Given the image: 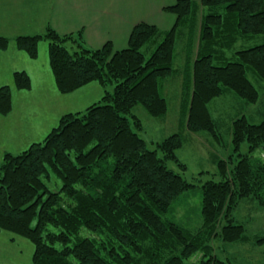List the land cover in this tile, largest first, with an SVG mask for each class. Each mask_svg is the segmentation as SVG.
Listing matches in <instances>:
<instances>
[{
    "label": "trees",
    "instance_id": "1",
    "mask_svg": "<svg viewBox=\"0 0 264 264\" xmlns=\"http://www.w3.org/2000/svg\"><path fill=\"white\" fill-rule=\"evenodd\" d=\"M202 9L198 27L195 20ZM163 10L176 17L169 30L138 23L122 50H115L112 42L90 49L81 32L62 35L52 27L14 39L32 60L39 56L40 42L48 41L49 66L61 94L93 82L104 90L99 103L63 115L42 142L3 156L0 230L33 244L32 264H231L213 255L212 239L250 241L245 226L234 222L233 212L247 200L264 209V154L254 155L264 150V92L249 78L253 74L264 89V42L234 52L235 61L225 56L239 38L264 35V0H177ZM182 26L189 53L183 73L186 129L219 142L209 104L227 92L262 117L254 123L253 113L241 114L232 121L229 136L238 159L215 158L221 180L202 186V225L195 231L168 217L174 201L194 187L167 165L174 162L187 171L177 155L183 136L173 134L158 143V150H150L138 134L142 122L132 114L141 105L153 117L166 116L163 86L176 72ZM11 42L0 36V51ZM153 44L147 57L143 48ZM13 79L18 90L32 87L25 71L15 72ZM12 109V89L2 86L0 115ZM245 143L248 152L242 154ZM51 172L62 181L58 192L44 182ZM222 220L226 222L217 231ZM261 241L264 238L257 237L256 242ZM199 253L200 261L188 262Z\"/></svg>",
    "mask_w": 264,
    "mask_h": 264
},
{
    "label": "rangeland",
    "instance_id": "2",
    "mask_svg": "<svg viewBox=\"0 0 264 264\" xmlns=\"http://www.w3.org/2000/svg\"><path fill=\"white\" fill-rule=\"evenodd\" d=\"M206 13L207 10H205L204 14ZM156 14L157 13L153 12L152 15ZM202 14L203 9L202 11H199V14L196 17L195 26H197V23L198 27L200 26ZM174 19H176V17L173 14L164 12L154 16V18L151 19V22H154V25L157 27L159 26L158 28L161 30H169L174 23ZM184 28L185 26H182L176 40L174 63L176 72L164 81L163 96L168 103V112L166 116L160 118L153 117L141 105H137L133 109L132 114L141 120L143 127L138 131V134L145 140L147 147L150 150H158V143L173 134L180 133L183 136L184 145L177 152V155L180 161L187 165V171L180 170L174 162H169L167 165L170 169L183 176L189 183L193 184L194 187L181 194L174 201L168 217L172 218L177 223L182 224L186 228L195 231L202 225V186L210 180H221L217 173L215 158L227 159L230 158V155H233L232 157L235 161L238 159V156L233 154L231 137L229 136L232 121L241 114L250 116L253 113L255 115V108L244 105L243 100L238 96L232 92H227L223 96L214 99L209 104L210 112L218 124L217 129L220 135L219 142L207 133H191L186 129V114L183 106L185 100L187 101L188 98H185L183 93V81H185L183 73L186 65V56L189 53L186 47L187 35H182L185 30ZM263 42L264 35L239 38L234 44L233 49L226 52V61L236 60L234 52L252 48ZM195 43L197 45L196 36L194 38V45ZM68 47L73 51L70 44ZM155 47L156 44L148 45L143 48V52L149 57ZM39 51H41V57H43L46 52L47 58H49L47 40H42L40 42ZM214 63L217 64V61L215 60ZM249 78L261 92H264V89L261 88L262 84H260L253 74L249 73ZM112 88V86L108 87L111 91ZM100 98L102 99V96ZM69 99L70 100L68 101L77 104L78 108L80 106V110L83 111L89 106L101 101V99L93 98L89 100H80L72 97ZM37 101L39 104L42 103V99H37ZM43 113L44 108L40 112V121L44 120V118H42ZM261 121L262 117L257 115L254 116V123H260ZM42 124L43 123L39 126ZM57 125L58 123L53 127L55 128ZM247 152L248 145L245 143L242 147L241 153L247 154ZM261 153L264 154V150H259L255 152L254 155L261 156ZM161 155L162 154L159 152V156ZM262 157L264 158V156ZM44 182L46 183L47 188L52 192L60 191L62 186L61 179H59L53 172H51L49 177L44 178ZM233 218L236 224H242L245 226L250 241L246 243H226L220 236L214 237L211 242L213 255L224 261L229 260L231 264H264V241L256 242L257 237L264 238V209H257L256 205L248 202V200L243 201L234 210ZM225 222V220H222L219 223L217 231L221 230V227ZM33 252L34 246L28 239L11 232L0 230V264H32ZM201 256L202 254L199 253L193 256L188 262L196 263L201 260Z\"/></svg>",
    "mask_w": 264,
    "mask_h": 264
},
{
    "label": "crops",
    "instance_id": "3",
    "mask_svg": "<svg viewBox=\"0 0 264 264\" xmlns=\"http://www.w3.org/2000/svg\"><path fill=\"white\" fill-rule=\"evenodd\" d=\"M176 1L0 0V36L12 40L6 51H0V87L10 86L13 100L11 113L0 115V164L5 153L18 154L44 140L63 115L83 111L68 101L69 98L101 99L104 94L101 85L95 82L71 94H61L46 52L41 57L39 51L36 60L30 59L17 48L14 42L17 36L43 34L52 27L62 35L81 32L85 46L90 49L112 42L115 50H122L127 48L131 32L138 23L154 24L151 19ZM153 12L157 14L152 15ZM17 71L29 74L30 90L15 88L13 76ZM37 99H42V103ZM43 108L44 120L40 121Z\"/></svg>",
    "mask_w": 264,
    "mask_h": 264
}]
</instances>
